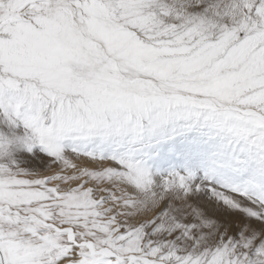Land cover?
<instances>
[{
  "label": "snow or ice",
  "instance_id": "obj_1",
  "mask_svg": "<svg viewBox=\"0 0 264 264\" xmlns=\"http://www.w3.org/2000/svg\"><path fill=\"white\" fill-rule=\"evenodd\" d=\"M0 264H264V0H0Z\"/></svg>",
  "mask_w": 264,
  "mask_h": 264
},
{
  "label": "rangeland",
  "instance_id": "obj_2",
  "mask_svg": "<svg viewBox=\"0 0 264 264\" xmlns=\"http://www.w3.org/2000/svg\"><path fill=\"white\" fill-rule=\"evenodd\" d=\"M220 213H221V215H224V216L228 215L227 210H225V209H221Z\"/></svg>",
  "mask_w": 264,
  "mask_h": 264
}]
</instances>
